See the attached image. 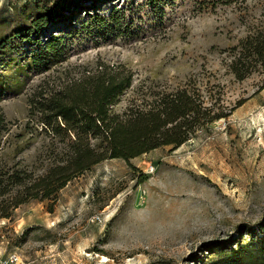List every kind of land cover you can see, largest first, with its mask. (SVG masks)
<instances>
[{
    "label": "rangeland",
    "instance_id": "obj_1",
    "mask_svg": "<svg viewBox=\"0 0 264 264\" xmlns=\"http://www.w3.org/2000/svg\"><path fill=\"white\" fill-rule=\"evenodd\" d=\"M52 1L0 0V40L12 36L0 58L3 168L34 181L59 165L70 139L46 132L38 103L101 72L132 76L114 115L191 87L226 118L176 150L106 160L0 219V263L232 264L264 235V71H230L247 39L264 40V0H106L61 20L63 56L40 69L13 35ZM50 25L40 40L59 35Z\"/></svg>",
    "mask_w": 264,
    "mask_h": 264
},
{
    "label": "trees",
    "instance_id": "obj_2",
    "mask_svg": "<svg viewBox=\"0 0 264 264\" xmlns=\"http://www.w3.org/2000/svg\"><path fill=\"white\" fill-rule=\"evenodd\" d=\"M105 1L53 0L30 27L13 36L28 40L35 46L31 60L36 68L42 69L50 60H59L63 56L61 20H67L74 11L93 12L94 6ZM86 2L95 5L85 7L82 4ZM98 22L105 23L102 20ZM50 24L57 26L59 35L52 34L40 40ZM33 35L35 37L31 39ZM11 37L0 40V58L8 49ZM258 70L264 71V40L247 39L241 53L231 63L230 71L237 80L243 81ZM131 84L132 76L124 72L109 75L101 72L97 77L83 79L66 87L59 95L38 103L42 114L40 122L46 132L63 141L70 139L68 152L59 165L34 181L26 171L5 169L0 165V219L11 220L15 210L31 200H52L71 180L106 160L129 162L162 147L176 150L200 128L226 118L215 109L216 103L208 105L207 101H213L212 98L191 87L178 90L147 110L131 111L123 117L112 114L110 108ZM3 124L4 118L0 115V153ZM251 244L231 252L234 257L232 264H264V235ZM254 244L263 247H254ZM245 250H248L247 256L243 253Z\"/></svg>",
    "mask_w": 264,
    "mask_h": 264
},
{
    "label": "built area",
    "instance_id": "obj_3",
    "mask_svg": "<svg viewBox=\"0 0 264 264\" xmlns=\"http://www.w3.org/2000/svg\"><path fill=\"white\" fill-rule=\"evenodd\" d=\"M16 261H17V256L14 255V256H11L9 258V260L6 261L5 263L1 262L0 264H14V263H16Z\"/></svg>",
    "mask_w": 264,
    "mask_h": 264
}]
</instances>
